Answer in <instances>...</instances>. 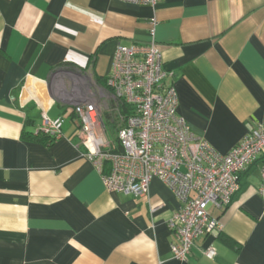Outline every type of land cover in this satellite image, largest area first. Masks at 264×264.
<instances>
[{
  "label": "crops",
  "instance_id": "0c3cea01",
  "mask_svg": "<svg viewBox=\"0 0 264 264\" xmlns=\"http://www.w3.org/2000/svg\"><path fill=\"white\" fill-rule=\"evenodd\" d=\"M153 34L179 115L216 151L264 124V0H0V264H264V152L226 210L209 206L221 227L186 261L171 250L169 187L110 193L84 156L76 100L110 76L120 44ZM43 112L63 119L61 139L36 135Z\"/></svg>",
  "mask_w": 264,
  "mask_h": 264
},
{
  "label": "built area",
  "instance_id": "2783aa9c",
  "mask_svg": "<svg viewBox=\"0 0 264 264\" xmlns=\"http://www.w3.org/2000/svg\"><path fill=\"white\" fill-rule=\"evenodd\" d=\"M116 1L151 7L159 2ZM68 74L57 70L53 79L58 82ZM174 75L163 67L154 34L146 45L120 44L107 78L109 96L85 85L88 91H83V100H76L74 114L84 156L97 166L110 193L141 198L148 194L153 179L161 180L173 192L180 207L169 220L177 240L171 250L175 259L186 261L200 237L221 227L209 206L226 210L240 190L241 174L264 152V124H255L228 154L219 153L179 115ZM123 106L130 109L126 114ZM106 110L122 120L115 137L109 134ZM63 130L62 118L43 112L36 135L56 141L64 136ZM261 177L258 192L264 197V166ZM205 254L213 259L216 251L210 248Z\"/></svg>",
  "mask_w": 264,
  "mask_h": 264
},
{
  "label": "trees",
  "instance_id": "16d2710c",
  "mask_svg": "<svg viewBox=\"0 0 264 264\" xmlns=\"http://www.w3.org/2000/svg\"><path fill=\"white\" fill-rule=\"evenodd\" d=\"M98 84L106 87L107 85V79L103 80H97ZM128 110H130L129 108H127L126 106H123L122 108V113L126 114L128 112ZM118 117L117 115H110L107 114L106 116V121H107V126H108V130H109V134L113 137H115V135L118 133V123H117ZM44 136V135H43ZM48 137V136H46ZM50 138V137H48ZM51 140H53L52 138H50ZM224 241H226L229 245H232L231 241L227 238V239H223Z\"/></svg>",
  "mask_w": 264,
  "mask_h": 264
},
{
  "label": "rangeland",
  "instance_id": "374dc122",
  "mask_svg": "<svg viewBox=\"0 0 264 264\" xmlns=\"http://www.w3.org/2000/svg\"><path fill=\"white\" fill-rule=\"evenodd\" d=\"M65 79H62V81H64ZM61 82V81H60ZM96 92L95 93H97V91H99L100 92V94L99 95H104V96H109V90L106 88V87H103V86H101V85H99L98 84V86H96V90H95ZM98 94V93H97ZM101 95V96H102ZM104 100V98L103 99H101L100 101L102 102ZM111 105H112V103H111ZM110 104H109V107L111 106ZM108 110H110V109H108ZM108 110H106L107 112L105 113V115L107 116V114H109V112H108ZM106 118V117H105ZM119 122V123H118ZM117 123H118V125L119 124H122V120L120 119L119 121L117 120Z\"/></svg>",
  "mask_w": 264,
  "mask_h": 264
}]
</instances>
